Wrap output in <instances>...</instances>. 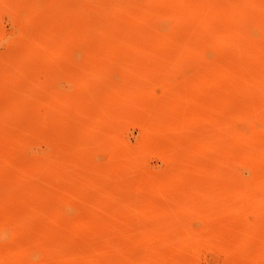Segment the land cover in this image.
<instances>
[{"label":"rangeland","instance_id":"1","mask_svg":"<svg viewBox=\"0 0 264 264\" xmlns=\"http://www.w3.org/2000/svg\"><path fill=\"white\" fill-rule=\"evenodd\" d=\"M112 1L0 0V264H264V0Z\"/></svg>","mask_w":264,"mask_h":264},{"label":"bare ground","instance_id":"2","mask_svg":"<svg viewBox=\"0 0 264 264\" xmlns=\"http://www.w3.org/2000/svg\"><path fill=\"white\" fill-rule=\"evenodd\" d=\"M110 1H112V0H109V2H110ZM109 2H108V3H109ZM112 3H114V2L112 1ZM189 3H190V2H189ZM84 4H85V3H84ZM115 4H116V3H114L113 6H115ZM125 6H126V5H125ZM142 6H143V5H142ZM143 7H144V6H143ZM196 7H197V6H196ZM117 8H118V7H117ZM185 8H186V7H185ZM105 9H106V8H105ZM110 9H111V8H110ZM114 9H115V8H114ZM200 9H201V8H200ZM79 10H80L81 12H83V10H85V7H84L83 3L79 6ZM103 10H104V9H103ZM115 10H116V9H115ZM129 10H130V9H129ZM141 10H142V9H141ZM145 10H146V9H145ZM177 10H178V9H177ZM185 10H186V9H185ZM205 10H206V9H205ZM116 11H117V10H116ZM91 12H92V11H91ZM91 12H90V13H91ZM112 12H113V11H112ZM150 12H151V11H150ZM162 12H164V11H162ZM173 12H174V11H173ZM173 12L171 11L170 13L168 12V14L164 15V18H162V19H163V21L166 20L167 24H166L165 22H162V24H161L160 26L157 25V24H158V21L160 20V19L158 20V17L160 18V16L157 15L158 17H157V19H155V20H157V22H156V23H157V24H156L157 27H156V28L154 27L155 29L153 28V31L155 30V32H156V33L158 32V33H157V36H156V35H152V36H156V38L159 39V40H160V39H165V40L168 39V41H169V40L172 41V39H174L175 31H174V34H172V35H173V38H172V39L169 37V36L171 35V32H169V33H165L169 28H172V30L177 28V26H176L177 23L174 22V21H175V18L177 19V17H174V15L176 16V14H174ZM114 13H115V12H114ZM130 13H131V12H130ZM139 13H140V12H139ZM139 13H138V16H139ZM152 13H153V12H152ZM152 13H151V14H152ZM154 13H155V12H154ZM154 13H153V15H155ZM172 13H173V14H172ZM191 13H192V12H191ZM200 13H201V12H200ZM160 14H162V13H160ZM163 14H164V13H163ZM186 14H187V13H186ZM196 15H197V14H196ZM91 16H93V15H91ZM98 16H99V15H98ZM148 16H149V15H148ZM87 17H88V16H87ZM151 17H152V16H151ZM154 17H155V16H154ZM161 17H163V15H162ZM88 18H89V17H88ZM140 18H141V17H140ZM102 19H103V18H102ZM151 20H152V19H151ZM95 21H96V23H97L98 20H95ZM133 21H134V19H133ZM141 21H142V19H141ZM143 21H144V20H143ZM94 23H95V22H94ZM145 23H146V22H145ZM164 23H165V24H164ZM163 24H164V25H163ZM96 25H97V24H96ZM153 25H154V24H153ZM156 25H155V26H156ZM147 26H148V25H147ZM92 27L95 28V24L92 23L91 28H92ZM131 27H132V26H130V28H131ZM142 27H143V26H142ZM89 28H90V27H89ZM93 28H92V29H93ZM191 29H192V28H191ZM99 30H100V28H99ZM117 30H118V28H117ZM132 30H133V29H132ZM146 30H147V29H146ZM177 30H179V28H178ZM193 30H194V29H193ZM153 31H151V32H153ZM159 31H160V32H159ZM191 31H192V30H191ZM84 32H85V33H89V32H90V29H87V28H86V29L84 30ZM84 32H83V35H84ZM137 32H138V31H137ZM149 32H150V30H149ZM172 32H173V31H172ZM193 32H195V31H193ZM156 33H155V34H156ZM176 33H177V32H176ZM188 33H191V34H192V32H188ZM90 34H92V33H90ZM216 34H217V33H216ZM175 35H176V34H175ZM147 36H149V35H147ZM191 36H192V35H191ZM201 36H202V35H201ZM211 36L214 37V36H216V35L211 34L210 37H211ZM149 37H150V36H149ZM186 37H188V36H186ZM213 37L211 38V40H210L209 38H207L206 43H209L210 41L213 42V41H212ZM219 37H220V35L218 34V36L215 37L216 40L214 39V42H215V41H216V42H219V40H220ZM123 38H125V37H123ZM132 38H133V36H131V39H132ZM152 38H153V37H152ZM169 38H170V39H169ZM178 38H179V37H178ZM188 38H189V37H188ZM193 38H194V37H193ZM131 39H129V41H131ZM154 39H155V37H154ZM157 39H155V40L158 41ZM186 39H187V38H186ZM208 39H209L210 41H208ZM135 40H136V39H135ZM135 40H134V41H135ZM192 40H193V39H192ZM221 40H223V39H221ZM129 41L127 40V42H129ZM147 41H148V40H147ZM156 41H155V42H156ZM170 41H169V42H170ZM179 41H180V40H179ZM122 42H124V41H122ZM149 42H150V41H149ZM204 42H205V41H204ZM220 42H221V41H220ZM220 42H219V43H220ZM158 43H159V42H157V46H159ZM161 43H162V42H161ZM166 43H167V42H166ZM224 43H225V42H224ZM224 43H223V44H224ZM118 44H119V41H118ZM124 44H125V42H124ZM134 44H135V43H134ZM154 44H155V43H154ZM172 44H173V43H172ZM178 44H180V43L178 42ZM185 44H186V40L183 39L182 42H181V46H183V45H185ZM202 44H203V43H202ZM211 44H213V43H211ZM214 44H215V43H214ZM120 45H121V44H120ZM160 45H161V44H160ZM174 45H175V43H174ZM188 45H190V44H188ZM191 45H192V44H191ZM200 45H201V44H200ZM206 45H207V44H206ZM172 46H173V45H172ZM204 46H205V45H203V48H204ZM209 46H210V44H209ZM214 46H215V45H214ZM175 47H176V46H175ZM190 47H191V46H190ZM181 48H182V47H181ZM183 48H184V47H183ZM206 48H207V46H206ZM206 48H204V49H206ZM212 48H213V47H212ZM208 49H209V48H208ZM36 50H37V49H36ZM203 51H204V50H203ZM208 51H209V50H208ZM205 53H207V52H205ZM216 64H217V63H216ZM223 67H226V65L223 66ZM223 67H222V68H223ZM210 70H212V69H210ZM3 75H4V74H3ZM10 83H11V82H10ZM27 83H28V82H27ZM1 90H2V89H1ZM3 90H4V89H3ZM18 93H19V92H18ZM2 94H3V93H2ZM3 112H4V111H3ZM242 118H243V117H242ZM246 119H247V118H246ZM254 119H255V118H254ZM240 120H241V119H240ZM240 120H239V121H240ZM244 120H245V119H244ZM241 122H242V121H241ZM254 122H256V121H254ZM254 122H253V123H254ZM239 124H240V122H239ZM239 124H238V125H239ZM236 126H237V125H236ZM240 126H241L243 129L245 128L246 125H245L244 121L240 124ZM250 126L252 127V124H251ZM256 126H257V125H256ZM241 127H240V128H241ZM2 173H3V172H2ZM2 173H0V175H1ZM10 181H11V180H10ZM9 184H10V183H9ZM11 214H12V213H11ZM6 217H7V216H6ZM0 219H1V218H0ZM2 219H3V218H2ZM5 219H7V218H5ZM10 220H11V219H10ZM12 220H13V219H12ZM2 222H3V220L0 222V224H2ZM8 222H9V221H8ZM8 222H7V223H8ZM3 223H4V222H3ZM3 225H4V224H3ZM6 225H7V224H6ZM6 225H5V226H6ZM8 228H9V227H8ZM12 228L14 229V227H12ZM1 229H2V228H1ZM4 230H5V229H4ZM0 231H1V230H0ZM12 234H14V233L12 232ZM172 236H173V235H172ZM179 236H180V235H179ZM33 252H34V251H33Z\"/></svg>","mask_w":264,"mask_h":264}]
</instances>
